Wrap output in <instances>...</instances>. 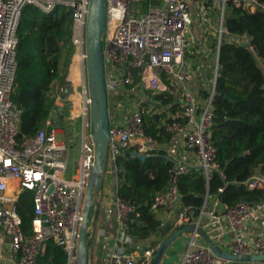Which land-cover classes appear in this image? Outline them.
Masks as SVG:
<instances>
[{
    "label": "built area",
    "instance_id": "1",
    "mask_svg": "<svg viewBox=\"0 0 264 264\" xmlns=\"http://www.w3.org/2000/svg\"><path fill=\"white\" fill-rule=\"evenodd\" d=\"M88 3L0 0V260L7 264H38L49 239L62 247L66 264H75L85 188L94 161L86 74ZM229 3L259 7L264 12V1L260 0H105L102 51L109 139L103 181L95 199L101 202V216L114 215L116 243L103 264H151L162 242L128 249L131 238L127 230L136 205L117 195L115 186L116 159L131 151L146 157L161 155L169 162L166 188L154 195L151 208L162 222L169 220L173 227L192 226L176 264H233L215 255L203 237L205 234L218 241L221 234L214 232L213 225L221 219L229 234L226 250L238 256L264 254V230L244 229L245 222L263 214L264 200L226 206L215 199L204 204L196 218H192L190 207L179 201L182 175L200 169L206 182L215 172L223 175L212 138V100L224 37L246 45L264 71V58L258 54L252 36L233 35L224 26ZM26 5L45 13L60 7L68 11L74 69L56 86L54 106L45 123L20 142L21 108L10 94L15 86L17 28ZM193 20L198 23L197 30ZM204 25L214 29V57L207 60L208 68L190 67L187 55L198 52V48L190 49L189 45L195 34L197 43L205 34ZM61 70L59 66V75ZM56 80L51 82L50 91ZM148 117L153 119L155 134L147 131ZM107 183L112 185V195L104 198ZM247 185L264 191V176L253 174ZM27 189L32 191L34 208L30 232L23 231L16 210L20 194ZM204 217L208 220L203 221ZM237 264H264V260H241Z\"/></svg>",
    "mask_w": 264,
    "mask_h": 264
},
{
    "label": "trees",
    "instance_id": "2",
    "mask_svg": "<svg viewBox=\"0 0 264 264\" xmlns=\"http://www.w3.org/2000/svg\"><path fill=\"white\" fill-rule=\"evenodd\" d=\"M68 14L63 7L51 13L42 12L33 5L22 9L17 28L15 86L10 94L11 100L21 108L20 142L33 136L52 110L54 98L50 86L53 79H65L73 54ZM224 26L233 35L252 36L258 54L264 58V12L259 7L250 9L229 3ZM215 45L213 38L210 46L215 49ZM61 63L63 68L59 75ZM212 107V138L223 175L215 172L206 182L202 170L193 169L179 178V201L190 207L192 218L198 216L204 204L215 199L226 206L240 201L264 200V191L247 185V179L253 174L264 176V71L246 45L227 37L219 46ZM147 123V131L155 134L152 117L147 118ZM116 163L115 192L136 205L127 230L131 240L144 247L164 240L169 236V228H164L151 202L157 192L166 188L169 162L161 155L141 160L125 153L117 157ZM16 210L23 231L30 232L34 216L31 190L20 194ZM181 227H174V230ZM128 249L133 246L129 245ZM38 264H66L65 252L57 242L49 239L38 256Z\"/></svg>",
    "mask_w": 264,
    "mask_h": 264
},
{
    "label": "water",
    "instance_id": "3",
    "mask_svg": "<svg viewBox=\"0 0 264 264\" xmlns=\"http://www.w3.org/2000/svg\"><path fill=\"white\" fill-rule=\"evenodd\" d=\"M105 23V0H89L86 22V74L88 91L90 95V121L92 137L94 140V161L90 169L85 194L81 221L78 229L76 243L75 264H88L87 249L92 241L95 230L89 231V222H96L100 216L101 202L95 199V194L101 188L104 170L106 167V154L108 147V104L107 92L104 82V58L102 51V32ZM157 117V116H156ZM131 155L141 160L146 155L131 151ZM92 214V216H91ZM165 228V227H164ZM192 226H183L165 238L153 256L151 264H159L166 249L184 231ZM212 252L229 261H263L264 254L238 256L228 250H221L212 240L203 234Z\"/></svg>",
    "mask_w": 264,
    "mask_h": 264
},
{
    "label": "crops",
    "instance_id": "4",
    "mask_svg": "<svg viewBox=\"0 0 264 264\" xmlns=\"http://www.w3.org/2000/svg\"><path fill=\"white\" fill-rule=\"evenodd\" d=\"M73 67L74 64L72 65V68ZM72 68L70 71H72ZM206 220H208V217L203 218V221ZM163 225L165 228H169L168 231L169 235L175 231L174 227L171 225L169 220L167 222H163ZM213 228L215 233L221 234V237L218 241L215 239H211L212 242L215 243L216 245L220 244L221 248L220 247L219 248L221 250L228 249L229 234L226 232L225 221L221 219V221L218 224L213 225ZM244 229L246 231H251V232L263 231L264 212L254 220L245 222ZM91 230H95V234L92 241L88 244V249H87L88 264H103L106 253L116 243L115 240L116 220L114 218V215L111 213L110 217L108 218H104L103 216L100 215L95 223L92 222L89 225V231ZM188 239H189V232L184 231L182 234H180L166 249L159 264H176L180 258L182 250L186 247ZM130 245L133 246V249H141L144 247L140 243L135 244L133 240H131ZM6 250L8 253L9 252L8 247ZM0 264H7V262L5 260H0Z\"/></svg>",
    "mask_w": 264,
    "mask_h": 264
},
{
    "label": "rangeland",
    "instance_id": "5",
    "mask_svg": "<svg viewBox=\"0 0 264 264\" xmlns=\"http://www.w3.org/2000/svg\"><path fill=\"white\" fill-rule=\"evenodd\" d=\"M197 22H195V20H193V29L194 30H197ZM204 28H205V34L202 35L198 41V43L195 41V39L198 38V36H196V34L193 36L192 38V42L190 43L189 45V48L191 49V46L195 47V48H198V52L194 53L193 51L190 52L187 56L188 58L186 59L187 61V64L188 66L190 67H196L199 68L201 66H205L208 68V65H209V62H207V60L211 61L214 57V49H212V47L210 46L211 44V40L213 38V35H214V29L213 27L211 26V28H207L206 25H204ZM73 48V46H72ZM207 48L209 50H207ZM189 49V50H190ZM74 63V48H73V54L70 55V60H69V65H67L66 67V76L69 74V71L71 70L72 68V65ZM60 68L62 69L63 68V64L61 63V66ZM56 83L54 84L53 86V89L51 90V94L54 98V101H55V89H56V86H59L62 81L60 80H56L55 81ZM195 92V90H194ZM112 185L110 183H107V185L103 186V197L106 198V197H110L112 195ZM92 216V215H91ZM92 223V220H90L89 222V225ZM95 223V222H93Z\"/></svg>",
    "mask_w": 264,
    "mask_h": 264
}]
</instances>
